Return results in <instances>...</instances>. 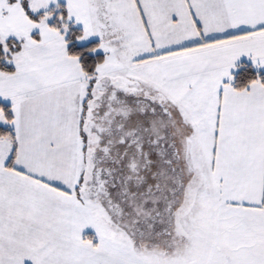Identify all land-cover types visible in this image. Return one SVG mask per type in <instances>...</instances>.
Instances as JSON below:
<instances>
[{
  "label": "snow or ice",
  "instance_id": "6c2138e0",
  "mask_svg": "<svg viewBox=\"0 0 264 264\" xmlns=\"http://www.w3.org/2000/svg\"><path fill=\"white\" fill-rule=\"evenodd\" d=\"M0 264H264V0H0Z\"/></svg>",
  "mask_w": 264,
  "mask_h": 264
},
{
  "label": "crops",
  "instance_id": "0c3cea01",
  "mask_svg": "<svg viewBox=\"0 0 264 264\" xmlns=\"http://www.w3.org/2000/svg\"><path fill=\"white\" fill-rule=\"evenodd\" d=\"M87 231H88L89 233H91V231H92V230H91V229H89V230H87Z\"/></svg>",
  "mask_w": 264,
  "mask_h": 264
}]
</instances>
